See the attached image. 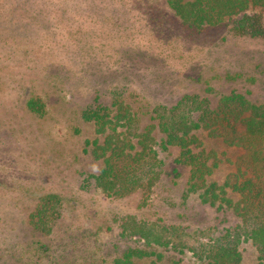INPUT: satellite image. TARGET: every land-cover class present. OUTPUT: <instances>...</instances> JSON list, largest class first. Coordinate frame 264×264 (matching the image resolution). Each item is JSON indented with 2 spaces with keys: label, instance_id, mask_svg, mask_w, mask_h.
Masks as SVG:
<instances>
[{
  "label": "rangeland",
  "instance_id": "rangeland-1",
  "mask_svg": "<svg viewBox=\"0 0 264 264\" xmlns=\"http://www.w3.org/2000/svg\"><path fill=\"white\" fill-rule=\"evenodd\" d=\"M250 13L264 22V10ZM235 26L194 29L167 0H0V264H124L129 253L131 264H203L189 247L241 219L191 191L192 167L166 142L157 113L185 95L212 107L231 93L264 104V37ZM116 101L134 116L118 127L131 133L128 151L140 152L147 136L157 155L149 189L108 195L93 178L104 167L93 141L105 136L83 113ZM193 134L194 151L219 163L208 182L222 184L244 149ZM48 196L50 218L37 228ZM242 241V264H258Z\"/></svg>",
  "mask_w": 264,
  "mask_h": 264
},
{
  "label": "trees",
  "instance_id": "trees-1",
  "mask_svg": "<svg viewBox=\"0 0 264 264\" xmlns=\"http://www.w3.org/2000/svg\"><path fill=\"white\" fill-rule=\"evenodd\" d=\"M167 3L194 29L233 22L240 34L264 37L262 14L250 13L254 6L264 10V0H167ZM29 107L39 112L41 104L30 101ZM83 117L95 123L98 135L105 136L103 143L99 137L93 141V154L104 162L101 173L93 176L97 186L108 195L129 193L137 188L146 190V186L149 189L153 184L149 170L156 152L148 147L147 136L140 142V152H129V148H135L129 138L131 133L123 136L118 132V127L128 128L134 122L129 108L116 101L109 107H90ZM157 118L160 130L167 136L166 142L179 147V161L192 167L191 191L202 190L205 203L216 206L218 202V209L230 208L241 219V224L226 229L214 240L190 246V251L203 264H242L239 247L244 239L256 248L258 264H264V104H253L244 95L231 93L212 107L205 99L185 95L170 110L159 111ZM203 130L245 151L243 163L222 184L207 180L219 165L217 158L208 164L209 157L204 151L195 152L191 147L196 142L201 145L193 132ZM232 194L238 195V199L234 200ZM54 201V196H48L38 205L35 227L40 228L44 219L50 218ZM131 257V253L125 255L124 264H131Z\"/></svg>",
  "mask_w": 264,
  "mask_h": 264
}]
</instances>
